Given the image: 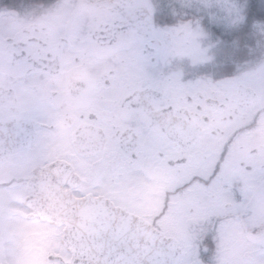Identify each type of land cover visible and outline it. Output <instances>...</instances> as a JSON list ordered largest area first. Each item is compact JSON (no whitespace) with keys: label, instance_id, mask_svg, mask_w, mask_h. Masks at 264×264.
Masks as SVG:
<instances>
[{"label":"flooded vegetation","instance_id":"1","mask_svg":"<svg viewBox=\"0 0 264 264\" xmlns=\"http://www.w3.org/2000/svg\"><path fill=\"white\" fill-rule=\"evenodd\" d=\"M119 0H0V106L10 117L39 96L50 103L49 147L57 156L83 150L109 135L116 113L101 102L123 96L105 95V84L123 78L124 95L150 127L163 155L152 154L133 186L104 205H75L55 185L31 180L43 177L36 168L0 165V180L22 177L11 198L16 213L12 264H48L61 247L60 222L74 211L98 224L115 219L121 237L136 251L153 240L179 245L191 253V264H261L264 254V48L248 47L244 34H197L200 13L178 0L179 15L158 16L157 31L165 44L166 73H206L186 96L173 92L176 112L161 113L150 100L132 92L139 87L123 76L125 53L118 49L81 55L90 25L113 14ZM145 4L150 0H143ZM218 37L231 42V61L210 59ZM33 56L57 53V67L42 80H25L17 64L18 45ZM121 116L127 112L121 110ZM67 226V224H66ZM96 231L95 229H91ZM96 234L114 240L100 226ZM199 253V255H197ZM130 258V259H131Z\"/></svg>","mask_w":264,"mask_h":264},{"label":"snow or ice","instance_id":"2","mask_svg":"<svg viewBox=\"0 0 264 264\" xmlns=\"http://www.w3.org/2000/svg\"><path fill=\"white\" fill-rule=\"evenodd\" d=\"M264 4V0H261ZM113 14L90 25L81 41V55L91 51L118 49L125 53L127 66L124 77L139 84L132 94L141 101L150 100L161 113L173 117L176 112L173 92L187 95L199 85L206 73H166V49L157 31L158 16L179 15L175 4L164 0H119ZM224 27H230L224 23ZM229 41L218 37L213 43L215 54L210 58L226 65L231 61ZM17 64L25 80H42L55 71L57 53L43 51L33 56L23 44L18 45ZM108 97L123 96L117 107L116 99L104 100L102 108L116 113L117 122H108L109 135L100 141L59 156L48 144L51 132V108L47 99L35 97L19 114L10 117L0 106V165L25 166L40 169L44 175L33 178L35 189L40 182H48L75 205H104L115 194L134 185L139 171L151 160L152 154L163 155V145L153 142L150 127L137 113L124 93L127 88L123 78H112L105 84ZM121 110L127 115L121 116ZM22 177L16 175L0 180V264H12L16 253L13 224L16 213L13 204L30 207L27 201L11 198ZM78 211V209H77ZM73 212L72 220L56 225L63 229L61 247L48 256V264H191V253L179 243L153 240L137 258L128 259L136 250L126 235L118 233L120 224L111 219L99 224L86 215ZM67 224V226H66ZM100 226L116 234L106 240L96 234ZM95 229L96 231H92ZM199 255V253H197ZM249 264H253L249 261ZM264 264V254L261 257Z\"/></svg>","mask_w":264,"mask_h":264},{"label":"rangeland","instance_id":"3","mask_svg":"<svg viewBox=\"0 0 264 264\" xmlns=\"http://www.w3.org/2000/svg\"><path fill=\"white\" fill-rule=\"evenodd\" d=\"M184 6L194 9L195 11L202 13L209 22L218 23L224 26V23H229L230 27L234 22L240 18V2L239 0H178ZM203 18L200 17L199 27L196 28L197 34H212L204 25ZM202 21V22H201ZM253 30L259 34L260 37H255L254 46L248 45V47H262L264 48V21H254L252 24ZM246 37V36H245ZM247 39V38H246ZM247 43V42H246Z\"/></svg>","mask_w":264,"mask_h":264},{"label":"trees","instance_id":"4","mask_svg":"<svg viewBox=\"0 0 264 264\" xmlns=\"http://www.w3.org/2000/svg\"><path fill=\"white\" fill-rule=\"evenodd\" d=\"M240 1V18L232 24L230 28H223L215 22H209L204 17L203 23L212 34H244L246 36L247 45L254 46L255 37H260L253 30L254 21H264V4L261 0H239ZM243 45V43H241Z\"/></svg>","mask_w":264,"mask_h":264},{"label":"water","instance_id":"5","mask_svg":"<svg viewBox=\"0 0 264 264\" xmlns=\"http://www.w3.org/2000/svg\"><path fill=\"white\" fill-rule=\"evenodd\" d=\"M142 248H143V249H147L148 247L146 248V247L143 246ZM132 254H133V253H132ZM134 256H135V258H137L136 255H134ZM130 258H131V257L129 256L128 259H130ZM131 259H132V258H131Z\"/></svg>","mask_w":264,"mask_h":264}]
</instances>
